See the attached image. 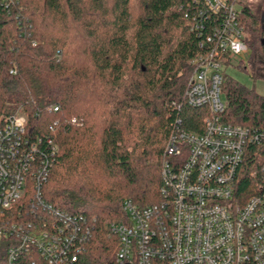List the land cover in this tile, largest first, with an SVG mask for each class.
<instances>
[{
	"label": "trees",
	"instance_id": "obj_1",
	"mask_svg": "<svg viewBox=\"0 0 264 264\" xmlns=\"http://www.w3.org/2000/svg\"><path fill=\"white\" fill-rule=\"evenodd\" d=\"M195 9L192 0H0V127L20 109L32 136L55 138L42 194L92 225L80 264H114L110 225L127 221L124 201L161 200L165 144L178 120L202 132L208 107L184 102L199 51ZM242 16L250 66L263 76V24L247 0ZM222 88L225 122L264 127V96L229 74ZM244 158L242 200L264 189V148L253 144ZM5 249L1 242L0 264Z\"/></svg>",
	"mask_w": 264,
	"mask_h": 264
},
{
	"label": "built area",
	"instance_id": "obj_2",
	"mask_svg": "<svg viewBox=\"0 0 264 264\" xmlns=\"http://www.w3.org/2000/svg\"><path fill=\"white\" fill-rule=\"evenodd\" d=\"M192 1L190 29L200 40L184 102L210 113L202 132L187 130L181 120L170 131L161 200L142 208L124 201L127 221L110 225L117 239L114 264H264V189L242 200L236 186L249 146L264 148V127L234 125L222 116L225 68L248 51L245 0ZM27 124L17 109L0 127L2 264H80L92 225L45 199L58 145L51 134L32 136Z\"/></svg>",
	"mask_w": 264,
	"mask_h": 264
},
{
	"label": "rangeland",
	"instance_id": "obj_3",
	"mask_svg": "<svg viewBox=\"0 0 264 264\" xmlns=\"http://www.w3.org/2000/svg\"><path fill=\"white\" fill-rule=\"evenodd\" d=\"M251 6L252 14L259 18L264 25V0H247ZM249 25V24H248ZM245 25L246 40L251 39V31L249 26ZM263 36V35H262ZM248 44V51L235 55L230 65L225 68V73L229 74L234 79H237L248 88H253L260 95L264 96V71L263 76L261 72H253L250 66V44ZM260 54V53H259Z\"/></svg>",
	"mask_w": 264,
	"mask_h": 264
},
{
	"label": "clouds",
	"instance_id": "obj_4",
	"mask_svg": "<svg viewBox=\"0 0 264 264\" xmlns=\"http://www.w3.org/2000/svg\"><path fill=\"white\" fill-rule=\"evenodd\" d=\"M236 51H239V45H234Z\"/></svg>",
	"mask_w": 264,
	"mask_h": 264
},
{
	"label": "water",
	"instance_id": "obj_5",
	"mask_svg": "<svg viewBox=\"0 0 264 264\" xmlns=\"http://www.w3.org/2000/svg\"><path fill=\"white\" fill-rule=\"evenodd\" d=\"M263 29H264V25H263ZM261 43H263V44H264V37L262 38V41H261Z\"/></svg>",
	"mask_w": 264,
	"mask_h": 264
}]
</instances>
